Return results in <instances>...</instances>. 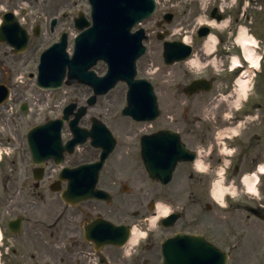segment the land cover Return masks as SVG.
<instances>
[{"label": "flooded vegetation", "instance_id": "obj_1", "mask_svg": "<svg viewBox=\"0 0 264 264\" xmlns=\"http://www.w3.org/2000/svg\"><path fill=\"white\" fill-rule=\"evenodd\" d=\"M216 100H219L217 94L214 96L212 102ZM225 109L226 108H223V110ZM258 117V121L253 123V127L247 133L245 139L235 143V146L239 148V150H244L247 148V145L250 147L254 146L253 140H250V136L254 134V127H260L264 130V113H261ZM200 119V113L188 116L187 118H181L176 110L172 108L170 114H167L161 126L163 129H174L180 132L189 146H194L196 149L209 148V151L215 154L210 157V161L218 165L222 163V159L217 157V152L221 150L222 146L227 147V141H224L226 133H222V131L231 133L234 129H237V121L234 122L235 124L231 123L228 121L226 114L222 111L214 114L207 126L205 122H202ZM184 134H187V136ZM257 145L264 151L263 137H257ZM236 160L239 169L240 164L243 162V157L239 155ZM260 161H264V157L260 154L249 159L252 168ZM31 177L33 181L30 182V188L20 193L19 191L15 192L16 189H14L15 179L17 180V178H14L11 174L6 177V193L3 197H0V264H40L42 249L45 252V256H48L49 259L55 258L57 222L51 223V215H47V217L40 216V201L42 198L45 201V195H42L40 191L41 182L34 180L32 175ZM192 177L193 175L190 176V178ZM237 179H239V177ZM184 180V177L179 178L180 184H182ZM194 182L196 188H194L192 192L193 201L200 203L201 201L203 202L204 199H208L209 180L206 178H199ZM176 190H180L179 186ZM49 201L50 207H52L54 198L49 197ZM133 204L134 200L130 199L129 205L131 206ZM257 207L264 216V193ZM209 210H214V208H210ZM84 211L87 213V210ZM76 215V213L69 214L67 220L69 221L70 217H75ZM213 215L214 214H208L201 218L199 214H196L192 220V224L195 228H201L205 225L210 227L211 224L218 222L217 219L211 217ZM18 217L22 218V227L15 233L10 230L9 222ZM110 219L113 218L110 217ZM46 220L48 224L45 223ZM260 227L262 230H260L261 242L259 244V254H262L264 259V225ZM14 228H16V226L13 227V229ZM68 231L72 232V229L66 228V233ZM207 234L210 233L207 232Z\"/></svg>", "mask_w": 264, "mask_h": 264}, {"label": "rangeland", "instance_id": "obj_2", "mask_svg": "<svg viewBox=\"0 0 264 264\" xmlns=\"http://www.w3.org/2000/svg\"><path fill=\"white\" fill-rule=\"evenodd\" d=\"M209 1H212V0H203V1L192 0L191 2H188V3L178 4L177 10L179 11V13H181L184 9L183 7L187 6V4L189 6L193 5L192 7H195V6H199L198 3L200 2L203 7L204 4L208 3ZM254 1L256 2V4L254 3ZM18 2L19 4H22L21 7L25 8L23 10L26 13L25 18L28 20V22L30 23L31 19L33 18L36 19V21H38V24L42 25L44 29V33L42 34V36H40V38L38 37V38L32 39L28 52L25 53L23 56H20L19 60L17 59L15 61V65H17L16 67H14L12 64V58L8 59L9 64H11V67H14L12 71L14 77L18 76L22 69H24V71H28L30 73L35 74L36 68L38 66V55H39V54L38 55L36 54L37 47L39 46L44 47L48 45L50 41L54 38V36H52L48 30L49 22L43 23L44 19H42L41 12H44L47 19H49L50 17L55 16L58 12H60V9L62 7L69 6L70 0H38L37 2L36 0L35 1L34 0H27V1L24 0V3H22L21 0H18L16 2H12V0H0V10L1 9L3 10L14 9L18 7L19 4L18 5L16 4ZM80 2H85V1L79 0V3ZM252 5H255L257 8L253 9L254 14L252 15V17L254 18L253 20L254 23L250 24L249 28L252 27L251 32L255 36H257L258 39H260L261 47L262 49H264V0H251L250 7H252ZM199 18H202V16H199L198 19ZM195 22H196V18L195 20H192L190 25L188 26L189 31L193 28V25L195 24ZM172 27H174L173 31L175 32H177V29H179L178 26H176L175 22ZM236 34L237 32L235 31V35ZM154 35L155 34L151 35L152 40L148 43L149 51L147 55L144 56L138 63L139 75L143 77H151L154 75L156 76V73L152 71H156L160 66H162L161 53L159 51V46L157 44V41L155 40ZM184 36L189 38V32L187 33L183 32L181 33V35H178L177 37H184ZM33 82L34 80H30V84H32L31 92L32 94L36 93L34 95L36 97L35 100L31 99V101L36 102L35 104H33V110H34L33 114L38 113V112L52 113L53 110H55V113L59 112L60 106L62 104L59 98L60 96L64 95V90L60 92H56L55 94H52L49 98L48 95L46 94H42V93L39 94ZM262 82L264 83V77L261 78L260 82L258 80V83H259L258 87L260 90H262L263 88ZM81 89L84 90L83 88H79L75 86L66 88L65 90H67V94L65 95H69L71 97V98H67V100L73 99L78 93L80 94ZM125 91H126V85L119 84V86L115 90L110 92L107 96L101 97L99 99L98 105L92 111L94 113H99L101 111L104 112V109L99 110V108L106 107L108 109L111 108L112 109L111 112H114L115 114L119 116L121 109L125 102ZM47 102H51V103H49L48 106H45ZM23 117H24V114H22L18 110V115H16V120H19V121L18 122L16 120L10 121V122L6 121L5 122L7 124L6 130L11 131L12 129H20L21 128L19 124L20 120H24V121L26 120ZM0 124H1V121H0ZM7 134L10 135V132H8ZM4 137L5 135L1 136L2 139H4ZM10 143L18 144V137L12 136V141H10Z\"/></svg>", "mask_w": 264, "mask_h": 264}, {"label": "bare ground", "instance_id": "obj_3", "mask_svg": "<svg viewBox=\"0 0 264 264\" xmlns=\"http://www.w3.org/2000/svg\"><path fill=\"white\" fill-rule=\"evenodd\" d=\"M214 42L216 43V39L214 37H211L210 40H208V52L212 51L214 48H213V45H210V44H214ZM240 42H242L244 44V49H245V53L246 55L248 56V58L250 60L252 59H255V55L253 54V50L249 47V46H253V43L252 41H250L248 39V37L246 36V33L245 32H241V39H240ZM238 84L240 86V89L243 93L247 92L251 87H252V79H251V76H247V77H242L239 81H238ZM201 163V162H200ZM202 164V163H201ZM202 166V165H201ZM246 181L248 182V178H246ZM249 185H251V182H248ZM216 192H217V195L216 197L217 198H221L223 195H224V192H223V188L218 185L216 187ZM162 212L166 213L167 211H163Z\"/></svg>", "mask_w": 264, "mask_h": 264}]
</instances>
